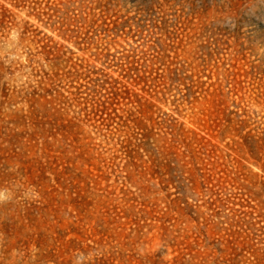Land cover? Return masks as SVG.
Instances as JSON below:
<instances>
[{"label": "rangeland", "instance_id": "1", "mask_svg": "<svg viewBox=\"0 0 264 264\" xmlns=\"http://www.w3.org/2000/svg\"><path fill=\"white\" fill-rule=\"evenodd\" d=\"M0 264H264V0H0Z\"/></svg>", "mask_w": 264, "mask_h": 264}]
</instances>
